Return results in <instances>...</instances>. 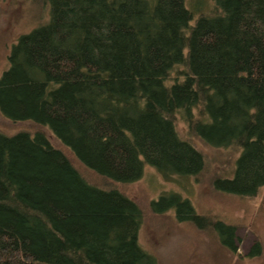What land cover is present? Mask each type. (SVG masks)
I'll return each instance as SVG.
<instances>
[{
    "label": "trees",
    "instance_id": "obj_1",
    "mask_svg": "<svg viewBox=\"0 0 264 264\" xmlns=\"http://www.w3.org/2000/svg\"><path fill=\"white\" fill-rule=\"evenodd\" d=\"M46 3L49 22L20 38L0 78L1 118L26 128L0 131V264H157L139 243L142 209L120 188L147 166L166 179L201 176L196 141L239 152L217 188L257 195L264 0ZM152 205L205 221L177 194ZM215 229L231 234L234 254L235 227Z\"/></svg>",
    "mask_w": 264,
    "mask_h": 264
},
{
    "label": "rangeland",
    "instance_id": "obj_2",
    "mask_svg": "<svg viewBox=\"0 0 264 264\" xmlns=\"http://www.w3.org/2000/svg\"><path fill=\"white\" fill-rule=\"evenodd\" d=\"M49 20L46 0H0V78L10 68V56L20 38ZM25 129L0 116L1 132L14 135ZM178 129L184 139L192 138L181 120ZM195 145L206 158L201 176L166 179L147 166L139 181L120 188L125 197L142 209L140 246L157 264H264V187L254 197H240L217 188L218 181L233 176L239 152L212 149L199 141ZM80 169L90 182L104 185L95 175ZM176 194L188 199L197 214L205 218L202 227L180 222L175 210L156 212L152 204L162 198L171 201ZM219 222L235 227L234 254L228 245L231 234L224 235L223 229H215ZM256 250L259 253L254 256Z\"/></svg>",
    "mask_w": 264,
    "mask_h": 264
}]
</instances>
